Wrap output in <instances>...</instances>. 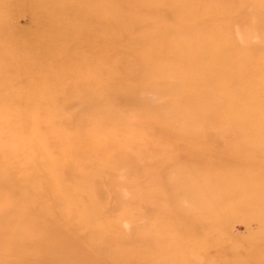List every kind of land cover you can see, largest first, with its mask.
I'll list each match as a JSON object with an SVG mask.
<instances>
[{
    "label": "rangeland",
    "instance_id": "374dc122",
    "mask_svg": "<svg viewBox=\"0 0 264 264\" xmlns=\"http://www.w3.org/2000/svg\"><path fill=\"white\" fill-rule=\"evenodd\" d=\"M149 1L60 0L64 28L49 38L42 7L0 0V155L29 180L20 190L45 209L35 231L46 238L28 249L0 229V264H264V0H159L160 16ZM173 1L196 2L186 9L198 16L172 33L201 27L217 45L175 80L162 71L166 49L146 37L176 25ZM37 42L52 60L18 68ZM155 58L156 76L142 68ZM201 64L205 87L189 84L196 101L184 103L183 72ZM209 92L230 100L221 125L184 123L215 113L201 108Z\"/></svg>",
    "mask_w": 264,
    "mask_h": 264
},
{
    "label": "bare ground",
    "instance_id": "6f19581e",
    "mask_svg": "<svg viewBox=\"0 0 264 264\" xmlns=\"http://www.w3.org/2000/svg\"><path fill=\"white\" fill-rule=\"evenodd\" d=\"M26 1L33 5V7H35V5L37 4L38 7L43 8L42 18L43 22L47 24L44 25L47 32L44 33L43 31V36L50 38L54 29H56L55 31L58 32L60 31V29L64 28H61L57 24L58 18L60 14H62L61 8L58 7L60 4V0ZM31 5H29V7H32ZM190 5L197 6V3H190V1H185L181 5V8H179V6H176V3L173 1L170 7H166L165 15L166 18H171V23H175L176 25L170 26L172 28H166V26L162 22H158L157 24L151 26L148 29V35L146 36L149 37L151 40L156 38L155 44L158 47L157 49L159 50V48L163 47L164 49H166L167 54L170 55L169 59L161 60L165 61V63L170 64L169 69H167L164 64L165 68H162V71L168 72L169 77L174 80L179 76L177 70L179 64L183 62L189 64L191 61V56L193 54L197 55L198 53H201L204 57L208 58V55L214 53V50H216L217 47V45H215L214 43H206L205 39L203 38L206 37L205 35L208 32H206L201 27H199L195 33H192L185 29L183 30L180 36H176L172 33L174 31L173 28H182V26H185L187 23H191L195 18H197L196 16L198 15L194 13H189V10L186 9ZM164 7L165 5L162 4V2H160L159 0L149 1L146 6V11L151 12V14L153 13L156 16H160L159 12H162L164 10ZM199 9L200 11H203L205 7H200ZM48 33L50 35H48ZM209 35H212V33H209ZM161 36L165 38L164 40L162 39L163 46H161V44L157 41V38ZM32 45L33 43L28 44V48L25 49L27 53L17 62L19 63L17 67H22V65H24L25 68H28L30 70L32 69L34 73L35 70H37L35 66H38V64H40L41 62V64L43 65L47 64L49 63V61L52 60L50 58L53 56L55 49H53L52 47H48L46 43L38 44L37 42L35 46ZM150 55L152 56L151 59H154V53H150ZM159 63L160 62L156 63L155 58L153 62L149 63L147 66L143 65L142 68H147V73L150 74L155 70L156 67H158L159 69H157V72L153 73L156 76L160 71ZM154 64L157 66H155ZM57 68L58 67H56V69ZM211 69L212 71H215L220 74L222 77H225L226 71H223L221 66H215ZM184 71V76L187 75L188 77L189 75V77L185 79L186 85L184 86V88L180 86V91L178 94L180 96V100H183L184 103H194L196 101L195 96L191 95V91L189 90L188 85L191 83H199V87L203 89V87H205V81L209 77L208 67L205 64H201L199 66H187ZM217 81L219 83L216 82L215 90L222 91L223 87L220 86V80L217 79ZM229 102L230 100L226 98V96L219 98L215 93L209 92L203 99L201 108L203 107L205 110V107L208 106L207 104L215 103V105H217L216 109L215 107L213 109L212 105L209 107L212 108L216 114L214 113V116H209V114H207L204 117L202 114H198V112H187L182 116L184 123L192 122L195 125H202L208 119H212L210 121V126L218 128L221 125V120L217 118L220 116L222 111L226 110V106H228ZM232 104H235V101H232ZM232 121H234V119ZM200 135L201 134L199 133L188 132V136ZM94 138L96 137L80 136L78 138V142L80 144H86L87 142L89 143L90 141H92ZM185 145L192 146L191 143ZM10 163H12L10 158L6 157L5 155H0V229L2 230L1 233L6 232L9 238L14 239L16 242H18V244H20V247L28 249L30 247H34L35 245H33V242L36 239L40 241L38 246L43 247L46 245L45 235L41 233H39L38 235V232H36L35 229L39 230L41 228H45L42 219L40 217L39 219H37L38 216H43V214L45 213V209L38 204L35 198H33V193L31 194V192L27 191L25 192V194H23L20 188H23V185H25V183H28L29 180L26 181L24 179H20L18 173L11 168L12 165ZM39 213L42 214L39 215ZM34 214H38L35 219L33 218Z\"/></svg>",
    "mask_w": 264,
    "mask_h": 264
}]
</instances>
